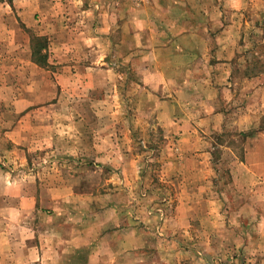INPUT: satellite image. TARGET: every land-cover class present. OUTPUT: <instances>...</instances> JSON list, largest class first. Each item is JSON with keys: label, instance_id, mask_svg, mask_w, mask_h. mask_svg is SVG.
Wrapping results in <instances>:
<instances>
[{"label": "crops", "instance_id": "crops-1", "mask_svg": "<svg viewBox=\"0 0 264 264\" xmlns=\"http://www.w3.org/2000/svg\"><path fill=\"white\" fill-rule=\"evenodd\" d=\"M161 1L154 8L153 0H85L80 29L76 33L73 26L69 29L78 39L67 40V34L63 40L53 38L55 54L48 52L43 66L33 57L31 38L24 40V26H17L15 57L5 53L0 57L5 65L0 69V83L13 90V109L29 108L23 105L25 86L48 95L39 112L49 111V117L18 118L5 130L11 141L31 138L50 144L67 127L59 130L56 109L95 112L103 108L115 111L114 129L110 133L92 130L90 137L111 143V157H130L131 130L140 120L135 113L120 116L124 104L118 69L121 47H129L122 58L134 73L128 86L130 108L142 110L144 124L157 120L163 127V165L159 168L163 213L139 208L142 227L122 226L104 234L98 232L103 221L97 218L93 222L75 218L77 232L59 231V226L47 232L33 227L24 230L23 213L9 216L8 208H0V264H264V126L259 118L264 116V81L258 74L245 75L244 85L234 79L237 66L249 64L237 54L243 13L252 8L262 14L264 0H220L219 4L211 0L205 7L193 0L192 18L168 19L170 36L153 41L141 34L157 24L151 12ZM164 10L179 12L171 2ZM187 22L190 25L183 32L182 24ZM149 32L145 34L153 37ZM47 33L51 40V32ZM74 72L88 79L85 88L111 90L117 101L109 103L104 97L100 103H89L90 108L88 103L62 101L71 92ZM6 104L3 108H8ZM150 114L155 118L146 121ZM78 123L86 124V120L80 118ZM234 131L237 134L230 136ZM240 134L245 137L243 148L229 138ZM119 171L134 172L126 166ZM126 182L133 184L127 176ZM143 182L146 186L153 183L146 175ZM155 185L158 190L160 185ZM154 191L151 203L157 198ZM53 194V217L65 219L70 209L61 200L67 197L59 190ZM25 202L20 200V205ZM19 207L16 210L22 212ZM72 211L71 215H79L83 210Z\"/></svg>", "mask_w": 264, "mask_h": 264}, {"label": "rangeland", "instance_id": "rangeland-1", "mask_svg": "<svg viewBox=\"0 0 264 264\" xmlns=\"http://www.w3.org/2000/svg\"><path fill=\"white\" fill-rule=\"evenodd\" d=\"M156 1L153 0L154 8ZM191 1L193 0H162L161 7L153 8L154 10L151 12L153 18H156L152 22L157 24H152L153 26L150 24L147 31L151 30L149 33H152L153 37L145 34L146 30L144 32L142 30L141 36L145 35L146 38L149 37L153 41L163 38V35L170 36L169 26L165 22L168 19L173 20L174 17L175 19L183 17L189 21L192 18L189 12ZM208 1L211 0H200L201 7H205ZM170 2L179 9V12L168 13L164 10V6L169 5ZM219 3L220 0H216V4ZM85 4L87 5L85 0H0V57L3 56V53L12 59L15 57L13 40H15L17 26H21V28L24 26V29L21 30H23L25 41L29 37L32 40V45L41 44V56L49 53L50 55L55 54L53 38L63 40L67 34V40L71 36L73 40L78 39L76 34L71 35L72 32H69V29L73 26L75 33L76 29H80L84 20L83 8ZM180 7L183 12H180ZM137 14L142 15V13ZM243 14L241 41L237 45V54L248 59L249 64H246V68L237 66L234 79L238 85H242L247 83L245 75L255 76L258 74L259 80L263 84L264 11L259 14L254 9L247 8ZM182 25L185 27L183 32H186L190 23ZM49 31L51 40L47 33ZM125 31L129 32L127 27ZM200 32L203 33L201 29ZM38 36L45 38L46 43L43 39L36 40L35 37ZM75 50L80 52L82 49L76 48ZM128 50L129 47H121L120 67L115 65V68L121 72L119 79L123 89L120 96L124 106H122L123 111L120 112V116L129 117L135 113L137 120L138 117L140 120L139 126H136L135 130H131L133 141L130 157H111V152H109L112 147L111 143H102L90 137L89 134L92 133V130H103L110 133L114 129L112 120L115 117V111L103 108L94 109L97 114L91 111L92 109H56L55 121L60 126L59 130L63 131V128L67 127H65L64 134L57 132L59 140L50 144L39 143L31 138L22 142L11 141L5 134V130L16 120H19L18 118L37 120L49 117L47 115L49 111L39 112L43 111L40 107L47 101L48 95L40 89L33 93L25 86L23 105L24 107L29 106V108L17 110L11 107L12 101H14L10 97L13 90L5 89L0 83V92H2L0 96V102H2V106H0V174L2 173L0 175V199L7 200L0 202V208H8L9 212L5 211V213L9 216L23 213L24 230L33 227L36 231L47 232L48 229L52 230L55 228L54 226H59V231L67 229L68 232H71L79 225L73 222L75 218L82 220L85 218L89 222H93L96 218L102 219L103 226L98 227V232L102 230L104 234H109L122 226L134 225L136 228H140L143 223L137 210L146 208V212L150 213L155 211L154 207L163 203V188L159 177V168L163 165V127L158 125L157 120L151 125L144 124L145 122H141L142 110L136 109L132 112L130 108L128 86L133 80L134 73L131 64L124 63L125 58H122V55L125 56ZM10 65L13 66L14 63H10ZM3 66L5 67L1 62L0 69ZM51 66L55 69L58 68L57 64H51ZM75 73L70 80L72 83L71 92L66 95L67 98H62V101H71L80 105L88 103V108H90L89 103H100L105 100L104 97L109 103L117 101L111 90L105 91L97 88L91 92L90 89L85 88L88 86V79L84 80L85 76H81V74L78 76ZM106 93H109L108 96H105ZM55 96L56 100H61V95L55 94ZM6 103H8V108H3L7 106ZM36 108H40L37 113ZM154 116L150 114L151 118L146 121L155 118ZM80 118H84L86 124L78 123ZM259 118L264 126V116L260 114ZM235 132L237 131L229 132L230 136L237 134ZM229 138L232 143L243 148V138L245 137L241 134L236 138ZM221 139L227 140L225 137H221ZM124 166L130 167L134 172L126 174L119 171ZM144 175L152 180L151 185L144 184ZM126 176L128 181L133 183L130 182L131 186L129 182H126ZM122 181L124 182L121 183ZM154 183L160 185L157 186L158 190ZM154 189L157 191V198L151 203L153 198L151 194L155 192ZM57 190L67 197L66 201L61 200L63 207H68V211L70 209V213L66 215L65 219L64 216L59 217L58 220L53 217L55 210L51 202L53 192L55 193ZM71 192L74 194H70ZM22 199L26 201L23 206L20 205ZM17 206L22 209V212L16 210ZM71 209L83 211L79 215L78 212L71 215ZM256 228H258V224H256ZM91 229L96 230L89 226V230ZM76 230L75 232H77ZM262 231L264 232L263 228ZM256 247L259 248L257 245Z\"/></svg>", "mask_w": 264, "mask_h": 264}, {"label": "trees", "instance_id": "trees-1", "mask_svg": "<svg viewBox=\"0 0 264 264\" xmlns=\"http://www.w3.org/2000/svg\"><path fill=\"white\" fill-rule=\"evenodd\" d=\"M36 38V40H44V42L46 43V41H45V38H43V37H41V36H38V37H35ZM43 42V41H42ZM33 57H34V59H35V61H37L40 65H44L45 64V59L47 58V55L46 54H44V55H40V49H41V44H37V45H33ZM42 58V59H41ZM44 59V60H43ZM43 60V61H42Z\"/></svg>", "mask_w": 264, "mask_h": 264}, {"label": "built area", "instance_id": "built-area-1", "mask_svg": "<svg viewBox=\"0 0 264 264\" xmlns=\"http://www.w3.org/2000/svg\"><path fill=\"white\" fill-rule=\"evenodd\" d=\"M154 210L159 212V213H163L164 208H163V204H158L156 207H154Z\"/></svg>", "mask_w": 264, "mask_h": 264}]
</instances>
